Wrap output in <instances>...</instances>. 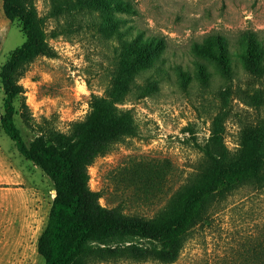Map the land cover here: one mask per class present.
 Returning <instances> with one entry per match:
<instances>
[{
	"label": "rangeland",
	"instance_id": "rangeland-1",
	"mask_svg": "<svg viewBox=\"0 0 264 264\" xmlns=\"http://www.w3.org/2000/svg\"><path fill=\"white\" fill-rule=\"evenodd\" d=\"M25 2L36 14L50 54L36 56L16 77L21 92L13 102V120L24 142L30 144L47 129L67 133L84 120L95 97L112 99L113 106L133 116L134 134L112 142L87 166L88 185L100 192L101 206L156 216L201 165L198 147L210 137L215 116L231 154L241 129L264 130V75L246 72L234 54L237 35L264 31V0H129L132 12H114L123 21L122 36L102 27L101 10L82 0ZM137 34L161 40L163 51L133 87L122 89L117 78L132 66L125 47ZM210 34L230 42V79L191 50L193 42ZM23 41L18 22L5 18L0 0V68ZM198 63L207 81L199 80ZM3 99L0 84V115ZM260 137L264 141L261 130ZM0 139L18 153L1 127ZM17 155L13 162H20L25 185L19 195L13 193L16 186L8 187L10 206L0 211V264H43L36 240L55 191L40 168ZM261 248L264 252V190L247 185L214 203L206 219L186 233L171 264H249Z\"/></svg>",
	"mask_w": 264,
	"mask_h": 264
},
{
	"label": "trees",
	"instance_id": "trees-1",
	"mask_svg": "<svg viewBox=\"0 0 264 264\" xmlns=\"http://www.w3.org/2000/svg\"><path fill=\"white\" fill-rule=\"evenodd\" d=\"M5 18L18 22L24 35L0 68L4 93L0 127L24 159L42 170L55 191L46 225L38 237L36 251L43 264H97L125 260L174 263L183 248L186 233L202 223L218 199L243 186L264 190V141L259 127L243 128L238 148L231 154L223 143L220 118L211 122L210 137L198 149L201 165L174 193L166 207L153 218L125 214L118 208L99 204L100 192L88 185L87 166L108 150L109 145L135 132L130 111L119 110L112 99L95 97L84 120L74 123L65 134L52 129L43 131L26 144L13 116L14 99L21 92L16 77L38 55L50 54L44 42L35 12L25 0H1ZM101 10V26L123 35V21L114 12H132L129 0H82ZM155 37L134 36L126 45L125 57L132 66L117 78L119 86L133 87L134 80L152 68L164 45ZM192 52L213 61L225 79L233 77L230 42L227 37L210 34L191 46ZM234 54L242 68L254 75H264V31L244 32L235 39ZM200 81H207L205 67L198 63ZM113 100L120 101V97ZM262 250V248H261ZM264 252L253 255L249 264H264Z\"/></svg>",
	"mask_w": 264,
	"mask_h": 264
},
{
	"label": "crops",
	"instance_id": "crops-1",
	"mask_svg": "<svg viewBox=\"0 0 264 264\" xmlns=\"http://www.w3.org/2000/svg\"><path fill=\"white\" fill-rule=\"evenodd\" d=\"M17 154L12 146L4 145L0 139V211L10 206V192L8 188L10 185L16 186L13 188V193L17 195L21 194L22 190H24L23 186L25 184L22 167L19 161L17 163L13 162V160L17 159ZM1 250L3 249L0 247V257L3 256Z\"/></svg>",
	"mask_w": 264,
	"mask_h": 264
},
{
	"label": "water",
	"instance_id": "water-1",
	"mask_svg": "<svg viewBox=\"0 0 264 264\" xmlns=\"http://www.w3.org/2000/svg\"><path fill=\"white\" fill-rule=\"evenodd\" d=\"M55 196V193L53 194V197Z\"/></svg>",
	"mask_w": 264,
	"mask_h": 264
}]
</instances>
